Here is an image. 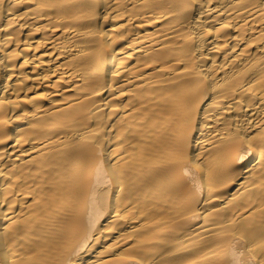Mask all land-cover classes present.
<instances>
[{"label": "bare ground", "instance_id": "bare-ground-1", "mask_svg": "<svg viewBox=\"0 0 264 264\" xmlns=\"http://www.w3.org/2000/svg\"><path fill=\"white\" fill-rule=\"evenodd\" d=\"M0 264H264V0H0Z\"/></svg>", "mask_w": 264, "mask_h": 264}]
</instances>
